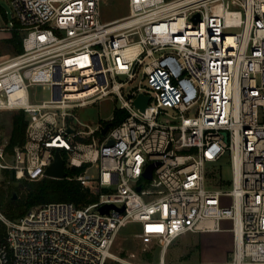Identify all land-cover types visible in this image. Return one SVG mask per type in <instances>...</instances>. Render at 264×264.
I'll return each mask as SVG.
<instances>
[{"label": "built area", "instance_id": "obj_1", "mask_svg": "<svg viewBox=\"0 0 264 264\" xmlns=\"http://www.w3.org/2000/svg\"><path fill=\"white\" fill-rule=\"evenodd\" d=\"M101 1L8 0L0 13V32L20 34L22 47L0 61V110L26 120L9 164L0 147V171L38 181L57 151L97 197L15 220L0 211V264H264V0H126L129 13L106 23ZM35 87L49 99L34 102ZM110 96L122 120L104 134L112 117L80 129L73 110ZM225 155L230 188L210 187L207 164ZM105 204L123 211L100 213ZM223 221L233 242L224 262L165 261L178 237ZM128 225L157 242V262L111 252Z\"/></svg>", "mask_w": 264, "mask_h": 264}, {"label": "rangeland", "instance_id": "obj_2", "mask_svg": "<svg viewBox=\"0 0 264 264\" xmlns=\"http://www.w3.org/2000/svg\"><path fill=\"white\" fill-rule=\"evenodd\" d=\"M99 21L106 23L111 20L119 19L126 16L129 13L126 0H105L99 3ZM7 12L9 16L8 0H0V13ZM11 32H0V61L6 59L8 56L14 55L13 45L6 41L11 37ZM21 38V35L18 34ZM135 86V82L131 84ZM34 93V102H40L42 100L49 99V92L46 89L35 87L29 91L30 98ZM118 102L114 96H110L106 99L96 101L95 103L80 107L73 110L75 120L82 129L83 125H89L91 128L95 127L98 123L108 122L111 117L114 116L118 110ZM17 111L0 110V147L5 146L8 141L10 133V115ZM11 156L3 154V163L9 164ZM208 171L213 180L209 183L210 187H221L222 189L230 188V167L228 156L221 157L218 161L207 164ZM223 181L219 186L217 183ZM8 184L14 187L17 185V181L8 182L4 176L3 170L0 171V189L6 190ZM108 190H102V193H108ZM10 194L16 195L15 191L11 189ZM145 201L148 198H144ZM87 205V204H86ZM84 206V205H83ZM136 227L128 225L119 230L111 252L121 258H124L129 253L135 254V259L145 263L157 262L159 246L155 241L144 242L136 236ZM199 235L195 233H187L178 237L176 240L170 243L167 248L165 261L167 263H195L203 260V251L199 248ZM212 241L208 243L209 254L208 261L213 257H217V246ZM228 258V257H227Z\"/></svg>", "mask_w": 264, "mask_h": 264}, {"label": "trees", "instance_id": "obj_3", "mask_svg": "<svg viewBox=\"0 0 264 264\" xmlns=\"http://www.w3.org/2000/svg\"><path fill=\"white\" fill-rule=\"evenodd\" d=\"M11 37L6 39L13 46L14 55L22 51L21 38L18 33L11 31ZM124 116L121 111H116L110 126L118 124ZM26 120L22 111L18 110L10 115V133L3 152L11 156L13 149L22 146ZM64 159V154H61ZM82 169H65L66 177L63 179L42 178L38 181L15 180L9 177L10 171L3 170L8 182L17 181L14 187L8 184L6 190L0 189V211L10 219L15 220L23 216L29 209L37 205L50 202H69L75 206H83L96 201V196L84 189L73 179ZM15 191V198L10 194ZM4 234V228L0 225V239Z\"/></svg>", "mask_w": 264, "mask_h": 264}, {"label": "crops", "instance_id": "obj_4", "mask_svg": "<svg viewBox=\"0 0 264 264\" xmlns=\"http://www.w3.org/2000/svg\"><path fill=\"white\" fill-rule=\"evenodd\" d=\"M221 227L224 230L221 231H215V232H201V233H195L199 235V250L203 251V260L198 262H204V263H222L224 262L227 257L229 256L232 247V234L230 231L227 230V228L230 227L229 221H223L221 222ZM214 241L215 246H217V257H213L211 259H208L209 247L208 243Z\"/></svg>", "mask_w": 264, "mask_h": 264}, {"label": "water", "instance_id": "obj_5", "mask_svg": "<svg viewBox=\"0 0 264 264\" xmlns=\"http://www.w3.org/2000/svg\"><path fill=\"white\" fill-rule=\"evenodd\" d=\"M197 18H198V16L196 15L194 17V19H197ZM146 101H147L146 97H143V96L139 95L137 97V99L134 101V104L137 107H139L141 110H143L144 107H145ZM108 127H109V123H106L103 126V128L101 129V134H104ZM68 131H70V130H68ZM109 144H110V142H109ZM153 166H154V164L149 165L147 167L145 173L143 174V177L146 180H150L151 179V171H152ZM44 175H45L46 178H52V179H63V178L66 177L63 160H62L60 154L57 151H55L53 162L46 168V170L44 172ZM9 177L11 179V178H13V175L10 174ZM140 188H141V186H138L136 188V190L138 191ZM12 198H15L14 194H12ZM109 209H114V210H116L118 212H122L123 211V208H115L113 205L105 204V205H102L99 208V212L100 213H107Z\"/></svg>", "mask_w": 264, "mask_h": 264}]
</instances>
